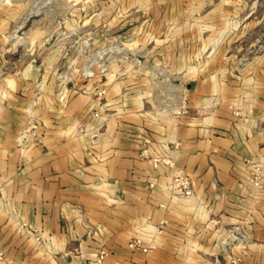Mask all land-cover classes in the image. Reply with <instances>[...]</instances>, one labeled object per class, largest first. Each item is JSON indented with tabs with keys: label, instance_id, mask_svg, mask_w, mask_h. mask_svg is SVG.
Here are the masks:
<instances>
[{
	"label": "crops",
	"instance_id": "crops-1",
	"mask_svg": "<svg viewBox=\"0 0 264 264\" xmlns=\"http://www.w3.org/2000/svg\"><path fill=\"white\" fill-rule=\"evenodd\" d=\"M120 1L130 56L100 47L98 62L75 63L45 15L0 0V252L13 264H264V0ZM167 96L182 114L163 109ZM174 171L192 195L167 188Z\"/></svg>",
	"mask_w": 264,
	"mask_h": 264
},
{
	"label": "rangeland",
	"instance_id": "rangeland-1",
	"mask_svg": "<svg viewBox=\"0 0 264 264\" xmlns=\"http://www.w3.org/2000/svg\"><path fill=\"white\" fill-rule=\"evenodd\" d=\"M26 2L30 3L27 5V11L46 16L40 24L47 31L53 30L54 36L49 42L64 49L69 60L79 63L88 57L91 63L98 62L100 47L103 51L99 55L104 57L105 53L108 59L114 58L113 50H123L130 56L127 47L131 42L132 12L131 9H122L120 0H26ZM72 14L74 16L72 21L65 20L66 15ZM115 15L120 16L121 20L117 24L110 23L109 19ZM103 16H106L107 21L101 19ZM30 23L32 22H27L28 25ZM117 28L120 30L115 32L114 29ZM104 30H107L105 34ZM87 47L91 48L89 54L84 51L88 50Z\"/></svg>",
	"mask_w": 264,
	"mask_h": 264
},
{
	"label": "built area",
	"instance_id": "built-area-1",
	"mask_svg": "<svg viewBox=\"0 0 264 264\" xmlns=\"http://www.w3.org/2000/svg\"><path fill=\"white\" fill-rule=\"evenodd\" d=\"M106 68L105 64L103 61H100V69L101 71H104ZM84 77H89L92 73L91 71L87 68L82 72ZM103 89L98 90L97 94L101 95L103 93ZM167 100L163 104V109H171V111L176 114L180 115L184 112V107L182 105L174 106L171 104L170 96H167ZM94 116L97 117L98 113L94 112ZM39 125L36 121H28L27 124L25 125L23 132L30 136V138L34 141H40V136L37 133ZM141 156H146V149L143 148L140 152ZM161 161L158 157H153L152 162L153 165L156 166L158 162ZM167 163H170L167 161ZM261 167L258 164H254L251 169H250V180L254 185H258L261 179ZM150 187H153V183L149 184ZM167 188L179 196H184L188 197L192 195L193 189H192V179L184 172L182 171H174L170 174L169 180L167 182ZM37 240H39V236L37 235L35 237ZM128 247L130 249H139L142 252H147L149 249L152 248V245L149 243H144L140 237H131L128 241ZM104 255V250H100L99 252V258L101 259ZM240 258L235 257L232 258L230 261V264H239ZM0 264H13L12 262L8 261L3 252H0Z\"/></svg>",
	"mask_w": 264,
	"mask_h": 264
}]
</instances>
